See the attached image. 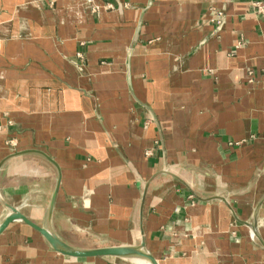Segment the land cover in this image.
I'll use <instances>...</instances> for the list:
<instances>
[{"label": "crops", "instance_id": "obj_1", "mask_svg": "<svg viewBox=\"0 0 264 264\" xmlns=\"http://www.w3.org/2000/svg\"><path fill=\"white\" fill-rule=\"evenodd\" d=\"M252 2L0 0V222L12 206L78 248L264 264ZM126 261L64 256L21 221L0 234V264Z\"/></svg>", "mask_w": 264, "mask_h": 264}, {"label": "water", "instance_id": "obj_2", "mask_svg": "<svg viewBox=\"0 0 264 264\" xmlns=\"http://www.w3.org/2000/svg\"><path fill=\"white\" fill-rule=\"evenodd\" d=\"M43 155L52 164H54L57 167L56 163L49 156H47L46 154ZM58 184H59V179L57 180L56 187H58ZM53 202L54 199L51 201L48 209L49 217L53 210ZM8 208H9V213L0 222V234L13 221H21L24 224L36 230L37 232H39L53 250L64 256H69L74 258L110 256V257L123 258L130 261L131 258L133 257H140L147 259L150 262V264H159L158 260L148 250H146L143 240H141L140 244L138 245H112V246H102L95 248H78L67 244L52 230L36 224L32 220H30L27 216H25L23 213H21L18 209L12 206H8ZM257 208L253 214L252 221L244 222V224L248 227L252 235V238L254 240L258 239L260 241V237L258 235V230L256 227ZM261 243L262 245H264V242L261 241Z\"/></svg>", "mask_w": 264, "mask_h": 264}, {"label": "built area", "instance_id": "obj_3", "mask_svg": "<svg viewBox=\"0 0 264 264\" xmlns=\"http://www.w3.org/2000/svg\"><path fill=\"white\" fill-rule=\"evenodd\" d=\"M252 8L257 14H264V0H253Z\"/></svg>", "mask_w": 264, "mask_h": 264}, {"label": "bare ground", "instance_id": "obj_4", "mask_svg": "<svg viewBox=\"0 0 264 264\" xmlns=\"http://www.w3.org/2000/svg\"><path fill=\"white\" fill-rule=\"evenodd\" d=\"M131 262H133L134 264H150V262L147 259L140 257L131 258Z\"/></svg>", "mask_w": 264, "mask_h": 264}, {"label": "rangeland", "instance_id": "obj_5", "mask_svg": "<svg viewBox=\"0 0 264 264\" xmlns=\"http://www.w3.org/2000/svg\"><path fill=\"white\" fill-rule=\"evenodd\" d=\"M126 262H128V263L130 262V263H131V261H130V260H128V261H126ZM131 264H134V263L132 262Z\"/></svg>", "mask_w": 264, "mask_h": 264}]
</instances>
